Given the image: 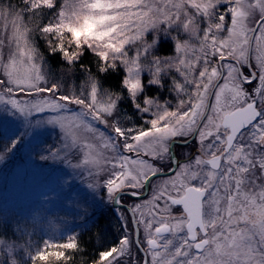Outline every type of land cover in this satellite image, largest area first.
Wrapping results in <instances>:
<instances>
[{
	"label": "snow or ice",
	"instance_id": "obj_1",
	"mask_svg": "<svg viewBox=\"0 0 264 264\" xmlns=\"http://www.w3.org/2000/svg\"><path fill=\"white\" fill-rule=\"evenodd\" d=\"M26 7L34 18L45 9L55 12L54 22L37 26L45 38H57L55 45L48 42L52 53L59 51L74 62L90 50L99 58L101 72L124 65L123 84L134 108L151 115L146 128L125 127L118 119L122 97L102 91L91 74L90 91L65 94L59 81L46 78L38 63L43 54L23 17L9 9L7 56L0 40V159L47 125L59 127L63 139L60 148L47 149L41 160H67L83 144L84 158L73 167L91 165L87 170L93 183L88 187L104 190L101 199L112 206L123 229L91 264H129L127 257L130 264H264V0H62V5L27 0ZM161 22L176 23L189 40L177 42L179 57H152L145 64L141 57L147 58L154 43L144 40L145 33ZM66 34L72 49L64 42ZM126 45L136 46L134 56ZM145 67L152 73L148 83L156 85L162 72L176 68L184 82L174 80L173 90L187 99L173 109L142 97ZM6 117L21 120L19 135L4 133ZM193 139L198 154L189 159L185 152L181 163L175 145ZM102 174L107 178L100 183ZM149 189L151 198L136 203ZM172 206L183 211L173 215ZM125 213L131 216V231ZM68 240L64 249L78 248L75 237ZM17 246L0 238V264H20ZM133 248L143 254L142 260ZM25 252L31 256L28 248ZM48 256L37 250L34 259L46 261Z\"/></svg>",
	"mask_w": 264,
	"mask_h": 264
},
{
	"label": "rangeland",
	"instance_id": "obj_2",
	"mask_svg": "<svg viewBox=\"0 0 264 264\" xmlns=\"http://www.w3.org/2000/svg\"><path fill=\"white\" fill-rule=\"evenodd\" d=\"M58 2H61L62 5V0H56V3ZM26 4L27 0L23 7L25 9H18L0 3V40L4 42L3 52L5 56L8 54L11 43L9 9L13 10L14 14L18 13L23 17L24 25L30 30L31 39L34 41L35 47H37L36 36L38 38L42 37V40L46 42L51 41L53 45L57 42L55 36L49 35L45 38L37 30V26L43 27L50 21L54 22L55 12L45 9L42 13L38 12L34 18ZM190 11L194 12V9L190 8ZM197 17L199 19V14H197ZM6 24L7 28H5ZM204 26L202 23L201 27ZM252 26L255 27L256 25L253 24ZM69 39L70 34H66L64 42L69 49H72V45L68 44ZM144 40L149 44L154 42L147 58L141 57L142 62L148 64L151 62L152 57H159L162 61L179 57L180 53L176 51V44L178 41L189 40V36L176 23L169 25L166 22H161L158 27L149 29L145 33ZM189 42L195 43V41ZM48 49H50V46ZM126 49L129 56L135 55L136 46L126 45ZM12 50H15L14 44L12 45ZM60 54L61 58L67 62L69 69H51L45 58L38 61L45 67L46 78L59 81L65 94L73 92L79 94L90 91L89 76L84 77L72 70L71 65L75 61H67L61 52ZM254 55L253 53V62ZM213 59L215 61L216 58ZM226 62L231 61L228 59ZM100 65L103 66L102 61H100ZM118 70L122 73V82L118 88L120 92L109 91L97 81L98 85L102 91L113 92L122 97L119 103L120 115L118 119L125 127L146 128L148 126L147 120L151 118V115L145 116V114L138 112L134 108L129 98L127 86L123 84V80L127 77V70L122 64L113 71ZM243 71L247 73L249 70L245 66ZM141 79L145 87L140 95L145 99L153 98L160 104H167L173 109L180 99H187L183 94L178 96L177 92L173 90L174 80L180 83L184 82L183 76L176 68L167 69L161 73L160 85L148 83L152 79V73L147 67L143 69ZM245 87L248 86L245 85ZM72 108L74 111L79 110V106L76 105H72ZM94 123L102 131H109V134H111L110 130L106 129L104 125L99 124V122ZM3 131L9 136L19 135L23 131L21 120L16 117L4 118ZM62 139L63 133L59 127L53 128L47 125L36 129L32 134L25 137L23 143L18 146L14 153L0 159V238L14 241L18 245L16 251L18 253L17 260L20 264H35L40 261L34 259L37 250H44L49 253V256L56 251L63 252L66 249L62 245L69 242L68 238L75 237L76 239L78 232L95 224L94 221L99 215H102L108 221L111 220L115 226L117 225L120 234L123 231L121 222L113 211L112 206H106L105 201L101 199L106 195L104 190H93L88 187L89 184L93 183V178L89 176L87 170L91 165L82 166L81 168L73 167V165L84 158L86 149L83 144L73 149L67 160L40 159L41 155L48 154L47 149L51 148L52 151H56L60 148ZM87 142L94 143L92 140ZM198 147L195 139L188 145L179 143L175 145V148L179 149L183 155L185 152L189 153L190 159L198 154ZM105 154L111 155L110 151ZM124 154L128 153L125 152ZM61 155H63V152ZM113 163L117 162L113 161ZM161 166L163 165L161 164ZM106 178L107 175L102 174L97 179L100 183H103V179ZM150 198L151 191L149 190L148 196L135 202L141 203ZM126 200L127 198H125V204H127ZM160 203L162 207L163 203ZM144 211L147 212V209ZM171 212L173 215H178L182 211L172 206ZM125 214L129 220L128 230L131 231L134 227L131 223V216L128 213ZM113 223L112 226H114ZM142 236L143 232L141 230ZM168 236L169 234L166 235V237ZM25 248L31 251V256L25 252ZM133 252L138 259L142 260L143 254L138 249L133 248ZM126 259L129 260L130 264L131 257Z\"/></svg>",
	"mask_w": 264,
	"mask_h": 264
},
{
	"label": "trees",
	"instance_id": "obj_3",
	"mask_svg": "<svg viewBox=\"0 0 264 264\" xmlns=\"http://www.w3.org/2000/svg\"><path fill=\"white\" fill-rule=\"evenodd\" d=\"M25 1L26 0H0V3L12 8L22 9L25 6ZM57 4L61 5V2ZM36 46L40 53L43 54L51 69H69L67 62L61 58L60 52L57 51L56 53H52L51 50L48 49V42L42 40V37L38 38L36 36ZM98 59L95 53L88 50L84 52L79 60L71 65L73 68L72 70L84 77L91 74L102 87L107 88L109 91L120 92L118 88L122 82V73L119 70L101 72L98 67ZM94 223L95 224L78 232L76 235V242L78 243L77 249L64 250V258L58 259L55 255L51 254L46 261H37L35 264H91V262L97 258L98 252L114 243L116 238L120 235L117 225L115 226L111 220L108 221L102 215H99ZM112 223L114 226H112Z\"/></svg>",
	"mask_w": 264,
	"mask_h": 264
},
{
	"label": "flooded vegetation",
	"instance_id": "obj_4",
	"mask_svg": "<svg viewBox=\"0 0 264 264\" xmlns=\"http://www.w3.org/2000/svg\"><path fill=\"white\" fill-rule=\"evenodd\" d=\"M229 61H231V60H229ZM231 62H233V61H231ZM248 69V68H247ZM249 70V69H248ZM250 71V70H249ZM174 151H175V154H176V158L178 159V160H180L181 161V163H183L184 162V155H183V153L179 150V149H176V148H174ZM189 159H190V156H189ZM150 190V189H149ZM149 190H148V192L146 193V194H144L143 196H142V198H145L146 196H148V194H149ZM141 198V199H142ZM127 201V200H126ZM128 202V201H127ZM175 208H178V210H181V211H183V209H182V206H174ZM165 236L166 235H168L167 233L166 234H164Z\"/></svg>",
	"mask_w": 264,
	"mask_h": 264
},
{
	"label": "water",
	"instance_id": "obj_5",
	"mask_svg": "<svg viewBox=\"0 0 264 264\" xmlns=\"http://www.w3.org/2000/svg\"><path fill=\"white\" fill-rule=\"evenodd\" d=\"M256 27V26H255ZM230 60V59H229ZM144 194H146V192L144 193ZM127 205L125 204V207H126Z\"/></svg>",
	"mask_w": 264,
	"mask_h": 264
},
{
	"label": "bare ground",
	"instance_id": "obj_6",
	"mask_svg": "<svg viewBox=\"0 0 264 264\" xmlns=\"http://www.w3.org/2000/svg\"><path fill=\"white\" fill-rule=\"evenodd\" d=\"M146 193L148 192V190L147 191H145ZM127 205V204H126Z\"/></svg>",
	"mask_w": 264,
	"mask_h": 264
}]
</instances>
